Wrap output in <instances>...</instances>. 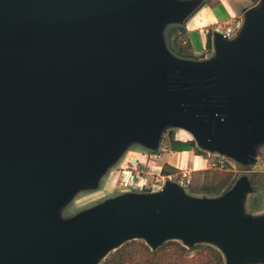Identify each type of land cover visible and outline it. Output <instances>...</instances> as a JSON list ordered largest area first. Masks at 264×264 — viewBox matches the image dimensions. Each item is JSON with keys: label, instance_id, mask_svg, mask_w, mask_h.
<instances>
[{"label": "water", "instance_id": "water-1", "mask_svg": "<svg viewBox=\"0 0 264 264\" xmlns=\"http://www.w3.org/2000/svg\"><path fill=\"white\" fill-rule=\"evenodd\" d=\"M200 3L0 0V264H99L132 239L152 249L208 242L225 264H264V210L249 214L246 177L215 198L165 179L54 223L56 208L95 188L128 140L152 151L167 125L262 169L264 0L232 37L212 30L210 59H179L160 32Z\"/></svg>", "mask_w": 264, "mask_h": 264}, {"label": "rangeland", "instance_id": "rangeland-1", "mask_svg": "<svg viewBox=\"0 0 264 264\" xmlns=\"http://www.w3.org/2000/svg\"><path fill=\"white\" fill-rule=\"evenodd\" d=\"M202 1L209 2V5L212 6L211 8L213 9V11L215 8V7H213V5H215L216 3L217 4L220 3L218 0H201V2ZM233 5L235 6V8L242 6V5L238 4V2L235 4H232V6ZM226 6L229 9L230 13H232L229 6L227 4H226ZM197 14H199V13H197ZM197 14L195 16H189V18H187L186 20H184L182 22L167 24L164 27V29L160 32V37H161V40H162L164 47L167 49V51L168 50L171 51L169 46H168V32H169V30L171 28L175 29L176 33L173 35H176V34H178V31L181 28L185 29L186 33L184 35L181 34V41H182V44H186V43L190 44L193 55L191 57H182V56H178V55L174 54L171 51V53L179 59L191 60V61H206V60L210 59V57L213 55V47L207 46L208 50L206 53H204L203 47H202L203 40L205 39V37H207L206 34L208 33V37H210V39H211L212 30H213L214 26L231 24L234 22L233 19H238V20L240 19V18H237L235 16H233L232 17L233 19H232V18H230V16L228 14L225 15L224 13H222L221 15H218V17L216 16L217 20H213L214 22L211 23V18L207 19L208 17H205L204 19L201 20L200 18H203V16L202 15L198 16ZM202 23H204L205 25H202ZM197 38L200 40V45H201L200 49H194L193 48L194 43L197 40ZM170 139H173V140H175V139H181V140L191 139V140H193L191 134L189 133V131H186L185 128L178 127L175 125L165 126L164 129L162 130L161 134H160L159 146L155 147V149L152 150V152H159V151L161 152V150H162L161 158L159 159V162H161L162 164H164L163 162H165L166 159H170L173 162L177 161L175 156L172 154L170 155L167 151V150H169ZM137 140H134V138H132V139L127 141L128 143L125 145V148L122 147V149H120V150H122L121 153L118 155L117 158L115 157L111 161L107 170L100 176V178L98 180V184L95 188H82V189L77 190L74 193L73 198L69 202L63 204L58 209L56 208V210L54 212V223L60 224L62 222L69 221L72 217H74L78 213H80L84 210H87V209L91 208L92 206H94V205H96V204H98V203H100L106 199L112 198V197L117 196L119 194H122L124 192L125 193H132V194H139V193H142V191L151 192L152 187H151V189H146V190H141L140 188H132V189H126L125 188V189H123V188L119 187V185H118L119 165L122 162H125L127 158L128 159L129 158H133V159L136 158L138 162L142 163L143 165H146V161H147V157H148L147 154H148L149 149H147L140 141H137ZM194 144H195V142H194ZM195 148L198 149L199 151H203L205 153V157L207 156V153H210L208 151L206 152V151L202 150L196 144H195ZM256 151L259 153L261 152L260 154H263L264 153L263 152L264 151V143L258 144L256 146ZM201 156H203V155H201ZM226 160L228 161L227 163L231 164V169L234 171L233 177L236 178V180L239 179L240 177H246L247 180L250 182V184L254 187L255 183L253 181H250V177L255 172L254 173L251 172L252 171V165L250 163H248V164L237 163L236 161H233L232 158H230V157H226ZM262 160H263V156H262ZM262 160H261V162L264 163V160L263 161ZM178 162H179V159H178ZM186 163L188 164L187 160H186ZM257 164L260 165L259 162ZM196 167H197L196 168L197 170L200 169V167L202 168V166H200L198 164H196ZM150 169H151V172L153 173V176H151L150 178L154 179V177H155L156 179L160 180L159 177H156V175H158L160 171L157 168H153V167H151ZM203 169H206V170H198V172L196 171L195 174H193L194 170L191 172V174H190V182L191 183L189 185H191L193 183V185L199 186V185H201V183L209 181L211 174H212V171H214V167L212 166V164H210L208 162V165L206 166V168H203ZM177 171H178L177 169H174L171 172L176 173ZM251 173H252V175H251ZM176 181H179V179L176 178ZM149 182H150V180H149ZM180 184L182 185L183 190L188 195L193 196V197L215 198V197L219 196V194H215V195H206L204 193L191 194L188 191L189 185L184 186L182 183H180ZM248 208H249V214L253 213V212H251L249 203H248ZM261 212L255 213V211H254L255 214H259Z\"/></svg>", "mask_w": 264, "mask_h": 264}, {"label": "trees", "instance_id": "trees-1", "mask_svg": "<svg viewBox=\"0 0 264 264\" xmlns=\"http://www.w3.org/2000/svg\"><path fill=\"white\" fill-rule=\"evenodd\" d=\"M213 7H215L214 11L217 15L225 14V10L220 3H216ZM175 33V29L172 28L168 32V46L170 50L178 56L191 57L193 52L190 44H182L181 41V34L184 35L186 33L185 29L181 28L178 34L173 35ZM193 48H201L198 38ZM169 150H192L198 155L205 156L203 151L195 148L194 141L191 139H170ZM212 166L214 167V171H212L209 181L201 183L199 186L193 185V183L189 185L191 183L189 182V193L215 195L219 194L222 189L230 184L234 173L231 169V164L226 163L222 168H219L215 163ZM164 167L161 170L163 174H167L169 171L175 169L170 167L169 170H166ZM198 170H194L193 174L196 171L198 172ZM254 172V191L249 197L251 212L259 211L264 207V170L260 169ZM99 264H225V258L221 250L211 243H196L192 246H186L179 240L170 239L163 242L157 248L152 249L144 240L132 239L107 253Z\"/></svg>", "mask_w": 264, "mask_h": 264}, {"label": "built area", "instance_id": "built-area-1", "mask_svg": "<svg viewBox=\"0 0 264 264\" xmlns=\"http://www.w3.org/2000/svg\"><path fill=\"white\" fill-rule=\"evenodd\" d=\"M239 26H240V22L234 21L231 24L214 26L213 29L218 30L225 37L229 38L235 35ZM205 42L206 41L203 40L202 47L204 53H206L208 50L207 44ZM147 156L148 157H147L146 165H143L142 163L138 162L136 159H133L127 161L126 164H124L119 168V175H118L119 187L123 189L140 188L142 190L151 189L152 187V190L154 191L161 188L165 179L176 181V178L179 179V181L176 182L182 183L184 186L189 184L191 171L187 168H181V167L177 169L178 171L176 173L171 172L163 175L161 174V172H159V174L156 175V177H159L160 180L156 179L155 177L154 179L150 178L151 176H153V173L151 172L150 169L151 167L157 169L159 168L160 171V166L157 164L160 153L148 151ZM206 159L210 164L215 163L219 168H222L228 162L225 156L216 153H207Z\"/></svg>", "mask_w": 264, "mask_h": 264}, {"label": "crops", "instance_id": "crops-1", "mask_svg": "<svg viewBox=\"0 0 264 264\" xmlns=\"http://www.w3.org/2000/svg\"><path fill=\"white\" fill-rule=\"evenodd\" d=\"M218 1L223 6V8L225 10V15L228 14L230 16V18H232L233 16H235L237 18H240L239 20L238 19H233V18L232 19H233V21H239V22H241L243 20V14H244V12L248 8H251V7L256 6L259 3L260 0H218ZM237 2H238V4H240L242 6H239L238 8H235L234 5L232 6V4H235ZM226 4L229 6V8L232 11V13H230V11L227 8ZM197 13H199V14H197ZM196 14L198 16L199 15H202L203 16V18H200L201 20L204 19L205 17H208L207 19L211 18V23L214 22L213 20H217L216 19V16L218 17V15L215 13V11H213V9L211 8V6L209 5V2H206V1H202L200 3V5L197 6L192 12H190L184 20H186L187 18H189V16H195ZM202 25H205V24L202 23ZM206 35H207V37H205L204 40L206 41L207 46L210 47V46H212V42H211L210 37H208V33ZM167 151H168V153L170 155L171 154L174 155L175 158L177 159V161L176 162H173L170 159H166L165 162H163L164 164H162L161 162H159V159L161 158V152H162V150H161V152L159 151L160 156L158 158L157 164L160 166V172H161V174H163L161 170H162V168L164 167L165 164H166V166L164 168L166 170H169L170 167L171 168H175V169H178L179 167H181V168H187L191 172L193 170H197L196 169L197 168L196 167V164L202 166V168L200 167V169L206 168V166L208 165V161H207V159H206L205 156L198 155L195 152H193L192 150H183V151L167 150ZM178 159H179V162H178ZM129 160H133V158H129V159L127 158L125 162H122L119 165V168L121 166H123L124 164H126V162L129 161ZM186 160L188 161V164L186 163ZM257 160H258L257 163L259 162L260 165L262 166V169L264 170V168H263L264 167V163L261 162L262 156L261 155L260 156L258 155V159ZM263 160H264V157H263ZM158 170H159V168H158ZM168 173H171V171H169ZM144 190H146V189H144ZM261 210H264V207Z\"/></svg>", "mask_w": 264, "mask_h": 264}]
</instances>
